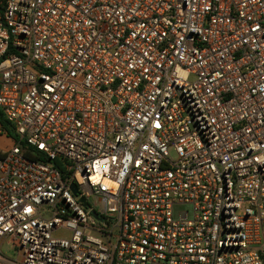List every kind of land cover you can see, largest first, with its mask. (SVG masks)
Segmentation results:
<instances>
[{
  "label": "built area",
  "instance_id": "obj_1",
  "mask_svg": "<svg viewBox=\"0 0 264 264\" xmlns=\"http://www.w3.org/2000/svg\"><path fill=\"white\" fill-rule=\"evenodd\" d=\"M0 111V264H264V0H3Z\"/></svg>",
  "mask_w": 264,
  "mask_h": 264
},
{
  "label": "rangeland",
  "instance_id": "obj_2",
  "mask_svg": "<svg viewBox=\"0 0 264 264\" xmlns=\"http://www.w3.org/2000/svg\"><path fill=\"white\" fill-rule=\"evenodd\" d=\"M0 137V147L3 150H7L13 146V139L5 136V134H1ZM18 249L17 243L12 241L11 239H8L4 242L2 245L1 250L8 256H15L16 250Z\"/></svg>",
  "mask_w": 264,
  "mask_h": 264
},
{
  "label": "trees",
  "instance_id": "obj_3",
  "mask_svg": "<svg viewBox=\"0 0 264 264\" xmlns=\"http://www.w3.org/2000/svg\"><path fill=\"white\" fill-rule=\"evenodd\" d=\"M3 0H0V2ZM0 130H1V134H5V136L12 138L14 142L19 143V139L17 138V136L15 135L14 129L13 127L9 124V122H7L3 115L2 112L0 111ZM23 144V146H25L24 142H21ZM31 150L28 149V154L29 156H31ZM43 161H46L45 158L42 159Z\"/></svg>",
  "mask_w": 264,
  "mask_h": 264
},
{
  "label": "water",
  "instance_id": "obj_4",
  "mask_svg": "<svg viewBox=\"0 0 264 264\" xmlns=\"http://www.w3.org/2000/svg\"><path fill=\"white\" fill-rule=\"evenodd\" d=\"M71 189L73 190L74 194H77V188L74 184L71 185ZM85 206H87L86 202H85Z\"/></svg>",
  "mask_w": 264,
  "mask_h": 264
},
{
  "label": "crops",
  "instance_id": "obj_5",
  "mask_svg": "<svg viewBox=\"0 0 264 264\" xmlns=\"http://www.w3.org/2000/svg\"><path fill=\"white\" fill-rule=\"evenodd\" d=\"M2 135H1V133H0V137H1ZM10 149V148H9ZM9 149H7V150H3V149H1V147H0V156H2L5 152H7Z\"/></svg>",
  "mask_w": 264,
  "mask_h": 264
}]
</instances>
